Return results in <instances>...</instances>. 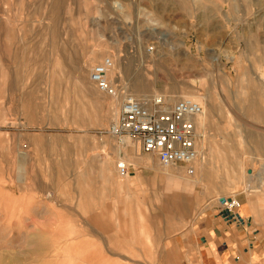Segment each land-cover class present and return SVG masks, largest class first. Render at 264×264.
Wrapping results in <instances>:
<instances>
[{
	"label": "rangeland",
	"instance_id": "374dc122",
	"mask_svg": "<svg viewBox=\"0 0 264 264\" xmlns=\"http://www.w3.org/2000/svg\"><path fill=\"white\" fill-rule=\"evenodd\" d=\"M107 56L137 98L204 104L209 181L125 136L152 164L130 174L122 100L89 80ZM230 194L264 229V0H0V264H169L177 232Z\"/></svg>",
	"mask_w": 264,
	"mask_h": 264
},
{
	"label": "built area",
	"instance_id": "2783aa9c",
	"mask_svg": "<svg viewBox=\"0 0 264 264\" xmlns=\"http://www.w3.org/2000/svg\"><path fill=\"white\" fill-rule=\"evenodd\" d=\"M129 39L131 42L132 36ZM146 49L151 52L154 46ZM114 67V57L107 56L94 64L89 73L90 81L101 92L122 100L119 119L111 131L120 139L129 136L142 152L156 154L162 165H183L193 174L196 161L205 153V135L198 122L204 106L188 97H180L171 105L165 95L150 100L137 98L111 78ZM119 169L126 173L127 166L119 163ZM218 201L222 215L226 213V218L238 223L243 220L239 212L242 202L236 195H222Z\"/></svg>",
	"mask_w": 264,
	"mask_h": 264
},
{
	"label": "crops",
	"instance_id": "0c3cea01",
	"mask_svg": "<svg viewBox=\"0 0 264 264\" xmlns=\"http://www.w3.org/2000/svg\"><path fill=\"white\" fill-rule=\"evenodd\" d=\"M118 142L119 158L133 160L129 165L130 174L135 165L145 170L152 168L147 156L135 157L124 150V138H119ZM154 168L158 170V167ZM202 170L194 183L207 179L206 168ZM156 176L167 177L164 172H158ZM237 197L242 202L239 210L243 217L241 222L224 217L218 200L202 207L193 218V223L177 232L176 247L169 251L165 260L169 264H264V229L254 221L248 196L239 194Z\"/></svg>",
	"mask_w": 264,
	"mask_h": 264
},
{
	"label": "bare ground",
	"instance_id": "6f19581e",
	"mask_svg": "<svg viewBox=\"0 0 264 264\" xmlns=\"http://www.w3.org/2000/svg\"><path fill=\"white\" fill-rule=\"evenodd\" d=\"M89 80H90V79H89ZM165 96H166V95H165ZM187 97H188V98H193V99H195L196 101H198V102H200V103L202 104V102H201L199 99L195 98L193 95H192V96H190V95L188 96V95H187ZM166 99H167V96H166ZM202 105L204 106V104H202ZM203 114H204V113H203ZM203 114H202V115H203ZM202 115H200V116L198 117V122H199V124H200V118L202 117ZM198 160H199V159H198ZM198 160H197V161H198ZM197 161H196V162H197ZM177 167H179V166H177ZM195 172H196V163H195ZM195 172L193 173V174H194V175H193V174L188 173V171H187L188 174L194 176V179H197L198 177L195 176V174H196ZM205 172H206V170H205ZM126 174H127V173H125V175H126ZM198 175H199V174H198ZM206 176H207V174H206ZM187 180H189V178H187Z\"/></svg>",
	"mask_w": 264,
	"mask_h": 264
},
{
	"label": "water",
	"instance_id": "95a60500",
	"mask_svg": "<svg viewBox=\"0 0 264 264\" xmlns=\"http://www.w3.org/2000/svg\"><path fill=\"white\" fill-rule=\"evenodd\" d=\"M223 216L226 217V213H223Z\"/></svg>",
	"mask_w": 264,
	"mask_h": 264
}]
</instances>
